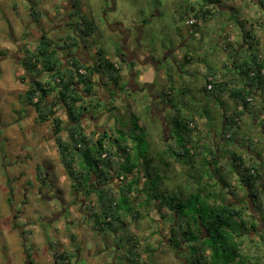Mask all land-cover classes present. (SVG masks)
Instances as JSON below:
<instances>
[{
    "label": "trees",
    "instance_id": "trees-1",
    "mask_svg": "<svg viewBox=\"0 0 264 264\" xmlns=\"http://www.w3.org/2000/svg\"><path fill=\"white\" fill-rule=\"evenodd\" d=\"M201 1L198 10L190 1L179 6L184 11H193L192 15L203 23H209L218 14L226 13L217 8L220 0ZM78 2L72 0L69 17L73 16L76 8L80 10ZM29 3V15L32 20L40 22L42 14L31 0ZM215 3V11L207 8ZM258 3L264 12V0ZM232 12H228V15L236 13L234 8ZM78 20L63 35L54 38L43 30L32 43L22 46L20 64L24 72L19 80L26 85L23 100L34 109L36 121L51 123L59 157L71 179L72 194L80 197L82 220L88 223L93 232L119 234V244L126 242L131 245L121 252L126 264H153L156 252L149 246L141 248L143 242L149 245L154 236L152 233L145 235L142 224L145 220L154 223L152 204L160 212L165 210L161 215L166 216L162 224L158 221L154 232L159 235L165 229L163 224L169 222L170 234H167V239L172 241L175 248L185 249L189 257L184 258L189 262L191 260L192 264H264V240L258 241L249 236L257 234L259 226L249 211L251 208H264V159L254 148L255 139L241 135L244 114L251 110L252 114L256 112L249 99L261 96L264 100V53L258 47L261 43L256 34L247 35L245 31L244 47L226 32L221 36L218 46L227 53L222 62L225 70L219 71L212 62L204 61V58L208 60L211 56L213 61L215 45H212L208 55L200 58L207 63L201 94L213 99L214 114L218 111L223 116L221 143H218L217 134L216 140L210 139L211 133L207 128L211 115L203 114L201 110L181 113V108L177 109L168 131H165L164 138H167V134L170 136L173 129L177 138L174 143L164 139L170 145L164 151L163 160L169 156L176 160L186 158L185 161L194 163L197 156H203L200 169L194 170L197 174H189V185L193 188L182 199L181 193H169L166 188L160 190L165 174L153 178L151 173L147 175L141 171L140 134L133 137L144 128L139 115L133 114L135 117L129 122V131L128 125L117 119L111 123L106 121L99 129L94 126L87 129L84 121L88 111L97 113L105 110L107 120L112 116L115 108L112 101L115 93L118 94L117 89L123 86L124 66L119 60L109 57L104 46L97 45L93 37L98 27L94 21L84 14ZM199 24L191 22L192 30ZM192 32L190 37L196 33ZM199 34L198 37L202 38L205 33ZM92 45H96V60L92 64L73 53L80 46L89 49ZM116 50L119 51V46ZM183 56L185 63H188L194 54L187 50ZM165 77L172 80L173 73L168 70ZM98 80L103 81L105 86L112 84L110 93L114 95L111 100L104 102L94 98ZM172 83L163 89V93L174 107L177 100L170 97L175 94ZM228 98L232 101L230 105L226 101ZM123 104L126 105L127 100ZM142 110L143 115L150 114H145L149 111L148 106ZM61 111L65 120L59 116ZM202 114L205 119H202ZM253 116L250 127L258 122V118L254 119ZM170 137L173 138L172 135ZM202 138H208L210 146L202 143ZM204 146L211 149L210 154L204 153ZM243 151L249 154V159ZM250 154H257L258 159ZM199 171L206 174L208 179L205 182ZM36 174L42 180L48 176L43 167H37ZM235 174L241 181L240 193L233 180ZM192 180L196 183L193 184ZM217 186L220 188L215 192ZM131 226L135 229L132 230ZM27 234L25 230L23 235L26 239ZM69 236L74 239L76 235L69 231ZM125 237L127 240H124ZM183 241L186 242L182 244ZM50 246H55L54 242H50ZM78 249L76 246L72 250L54 249L55 263L68 264L78 255Z\"/></svg>",
    "mask_w": 264,
    "mask_h": 264
},
{
    "label": "rangeland",
    "instance_id": "rangeland-1",
    "mask_svg": "<svg viewBox=\"0 0 264 264\" xmlns=\"http://www.w3.org/2000/svg\"><path fill=\"white\" fill-rule=\"evenodd\" d=\"M78 1H80L78 2L80 10L77 11L76 8L73 16L64 20L61 15L66 12L67 0H31L32 4L42 14L41 21L38 22L32 20L29 15L27 8L30 4L29 0H0V255L5 257L3 252L1 253L3 250L1 244L8 243L10 245L8 254L14 252L15 264H28L27 260L32 261V264H54V249L72 250L75 246L81 250V258L78 262L72 261L70 264H124L122 253L117 254L116 250L110 247L119 242L117 237L119 234L115 236L112 233L93 232L89 229L88 223L82 220L80 197L79 200H76L75 195L72 194L71 179L68 177L59 157L51 123L36 121L34 109L23 100L26 85L19 80V76L24 72L20 64L22 46L32 43L43 30L54 38L63 35L71 26L70 24L78 23L82 13L89 18L91 16L90 19L94 18L98 32L93 38L96 39L97 45L104 46L106 50H109L108 53L111 58H114L112 51L117 46L120 47V42L116 41L117 33L120 34L124 29H127L131 33V36L127 38L129 41L135 34V27L142 26L139 40H133L132 37L130 46L134 47L135 44H138L140 51L134 54L135 59H137L134 64L135 69L139 73H143L144 69L149 71L147 79L140 82L142 90L133 94L134 100L128 99L126 105L123 104L124 100L120 101L117 97L115 98L112 102L115 108H113L112 116L107 122L111 123L116 119L122 121L128 125L126 127L129 131V122L135 117L133 114L139 115L144 128H141L139 133L134 134L133 137L140 134L141 171L147 175L151 173L153 178L165 174V179L160 183V190L166 188L169 193H181V198L185 199L193 188L189 185L191 184L189 182L191 177L189 176L197 174L194 170L200 169L203 156H197L193 160L194 163L185 161L186 158L176 160L169 156L163 160L164 151L170 145L168 141H171L170 143L176 142L177 133L173 129L171 133L173 140L171 135L167 134L165 140L168 141H164L162 123L156 117L152 120L151 114L143 115L142 109L147 107L146 103L151 108L160 109L166 101L168 105L165 107L164 115L169 124L172 123L179 108H181V113L185 111L195 113L200 110L203 114L209 113L211 121L207 131L211 133L210 139L214 141L218 136V143H221L222 113L220 115V112L217 111L214 114L215 101L206 98L200 90L204 84L203 73L207 68L206 62H212V65L219 71L225 70L222 68V62L226 59L227 53L218 46L221 36L226 32L230 38L232 37V40H236L237 34L234 33H241L240 31L249 27L245 20L255 18L257 21L259 15V11L256 9L254 12L246 10L247 8L243 4L244 0H220L217 8L220 12L226 13L218 14L214 19H210L209 23L197 20L192 15L193 11H184L185 9L179 6L180 4L186 5L190 1L198 10L202 3L201 0H113L112 9H107L106 0ZM216 4H210L207 8L215 11L216 8L213 6ZM232 6L239 13L228 15V12L233 13ZM101 13L105 16L104 21L108 29L100 20ZM67 22L69 23L68 26ZM191 22H200L201 24L192 30ZM192 31L196 33L190 37ZM199 33L205 34L200 38L198 37ZM259 41L261 44L258 47L264 53V39H259ZM105 44L110 46H105ZM212 45H215V60L212 61L210 58L213 56H211L208 60L204 58L206 62H202L200 58L208 55ZM95 48L96 45H92L89 55H94ZM187 50H191L194 57L190 62L185 63L183 54ZM125 53L128 55V51ZM144 59H154L161 63L157 67H150L140 62ZM164 59L168 60L165 61ZM168 65L169 69L166 67ZM128 70L130 71L129 67L126 73ZM168 70L173 73L172 80H166L165 76L168 74ZM180 71L182 72L180 73ZM126 76L125 74V79ZM146 82L152 84L153 89L151 91L144 88ZM125 83L126 80H123L122 85ZM171 83L175 88V94L170 95V97L174 101L177 100L174 107L171 106L173 103L165 99L166 95L163 93V89ZM97 88L99 93H105L100 86ZM151 95L158 96L156 102ZM226 101L229 105L232 103L229 98ZM252 103L256 107V112L252 114L253 111L251 110L244 114L241 135L255 139L254 148L260 152L264 159V100L258 96L253 99ZM147 113L149 111H146L145 114ZM203 114L201 117L205 119ZM59 116L64 120L66 119L62 111ZM252 116L254 119L258 118V122L255 126L251 125L250 127ZM84 123L89 130L94 126L91 120H85ZM102 124L99 122L98 125ZM202 140V143L210 146L208 138H202ZM203 148L205 154H210L211 149L208 146ZM243 153L249 159V154H246L245 151ZM251 156L258 159L257 154ZM37 167H43L47 170V178L42 180L37 177ZM203 170L205 172V169ZM199 173L203 174V181L205 182L208 179L206 174L202 171ZM233 180L237 183V192H242L241 181L237 174L233 176ZM192 183L194 184L196 181L192 180ZM39 185H42L41 194H43V198L36 190ZM31 186H35V188L31 189ZM219 188L217 186L214 191L218 192ZM238 196L240 195L238 194ZM60 199L62 203L65 202L63 204L65 210L62 213ZM151 210L155 221L153 224L147 220L142 222L144 233L145 235L154 234L153 238H156L158 243L161 242L162 249H164L165 243L160 240L167 239L169 222L163 224L165 229L157 235L154 230L156 225L165 221L166 216L164 218L161 215V212H165V210L162 209L160 212L153 204ZM259 213L264 219V208ZM14 214L16 218L13 217ZM13 222L26 228L29 240L26 248L21 242L20 233L12 227ZM131 229L134 230L135 228L131 226ZM69 231L75 233L74 239L69 236ZM253 239L258 240V237L254 236ZM124 240H127V237ZM50 242H54L55 246L51 247ZM103 243L110 246L103 245ZM155 255L159 261L158 264H182L176 260L173 254H168L164 250L160 249ZM180 255L189 257L186 253ZM36 257H38L37 260ZM6 260H8L6 257L4 261L1 258L0 264H8ZM190 264H192L191 260Z\"/></svg>",
    "mask_w": 264,
    "mask_h": 264
},
{
    "label": "flooded vegetation",
    "instance_id": "flooded-vegetation-1",
    "mask_svg": "<svg viewBox=\"0 0 264 264\" xmlns=\"http://www.w3.org/2000/svg\"><path fill=\"white\" fill-rule=\"evenodd\" d=\"M68 1V6H67V8L65 9L66 10V12H64L61 16H62V18H64V20L66 19V18H70L69 16H68V12L72 9V0H67ZM105 3H106V5H107V9H112L113 8V0H106L105 1ZM109 4V5H108ZM82 14V13H81ZM85 15V14H84ZM60 16V15H59ZM60 16V17H61ZM89 17V16H88ZM90 18H91V16H90ZM91 20H93L94 21V23H95V20H94V18L93 19H91ZM100 20H101V22H103V24L105 25L106 23H105V16H103L102 15V13H101V15H100ZM66 24V23H65ZM69 25V23L67 22V26ZM71 25V27H72V25L73 24H70ZM97 25V24H96ZM106 26V25H105ZM106 28H107V26H106ZM108 29V28H107ZM117 29V28H116ZM116 29H115V31H116ZM110 31H111V29H110ZM115 31H114V33H115ZM141 31H142V26H137V27H135V34L132 36L133 37V40H135L136 39V41H138L139 40V38H140V34H141ZM111 33V32H110ZM113 33V32H112ZM131 36V33H130V31H128L127 29H124L123 30V32H120V34L119 33H117V39H116V41L118 40L119 42H120V47H119V51H117L116 50V48H115V50L114 51H110L112 54H114V58H116L117 60H119L122 64H123V69H124V71H123V75H127L126 76V79L124 78L123 80H126V83L125 84H123V86H121V88L119 87V89H117V90H119L118 91V94H117V92L115 93V97H114V99H113V101L115 100V98L117 97L118 98V100H120V101H129L128 99H133L134 100V98H133V94H135L136 92H139V91H141L142 90V87H141V83H140V81L138 80V78L140 77V74H139V72H137V70L135 69V63H136V61L135 60H137V59H135V55L134 54H137V52L138 51H140V48H139V46H138V44H135L134 45V47L133 46H130V44H131V40H132V37L130 38V40L129 41H127V38L128 37H130ZM105 42V41H104ZM105 43H107V42H105ZM110 46V45H108V44H105V46ZM131 47V48H130ZM91 48V47H90ZM90 48L88 49V48H86L85 46H80L79 48H77V49H75V51L73 52L74 53V55L76 56V57H78V58H80V59H82V60H84V62H90L91 64L96 60V53H94V55L93 54H90L89 55V52H90ZM107 51H109V50H107ZM125 51H128V55L125 53ZM109 54V53H108ZM111 55L109 54V57H110ZM138 58H139V56H137ZM113 58V59H114ZM165 60V59H164ZM168 59H166L165 61H167ZM140 62H142V63H145V64H147V65H149L150 67L152 66V67H157L161 62H157L156 60H154V59H144V60H142V61H140ZM129 67V69H130V71L128 70L127 71V73H126V70L128 69V67ZM166 67H169V65L168 66H166ZM129 75V76H128ZM167 75V74H166ZM123 82V81H122ZM98 86H100L101 88H103L104 89V91H105V93H99L98 92ZM112 84H110L109 86H105L104 84H103V81H100V80H98L97 82H96V89H95V91H96V94L94 95V98H96V99H102L104 102H106V101H109V100H111V96L112 95H114V94H111L110 92H112ZM144 88H146V89H148V90H150L151 91V89H153V86H152V84L150 83V82H146L145 84H144ZM151 96H153V100L155 99V102H156V100L158 99V96L157 95H151ZM105 97V98H104ZM120 98V99H119ZM136 98V97H135ZM139 99H142V98H139ZM163 100V99H162ZM112 101V102H113ZM162 102V101H161ZM146 105L148 106V108H149V113L151 114V118L152 119H154L155 117L156 118H158L159 119V121L162 123V125H163V133H162V135H164V137H166L165 136V134H166V132L165 131H168V129H169V123L167 122V119H166V116L164 115V112H165V107H166V105H168L167 103H166V101H164V103H163V105L160 107V109L159 108H155V107H152L151 108V106L149 105V104H147L146 103ZM107 112L105 111V110H99V112H97V113H94V112H92V111H88V114H87V118L85 119V120H91L92 121V123H93V125H94V127H97L98 129H99V127L100 126H102V125H104V123L107 121V117H108V113L106 114ZM111 118V117H110ZM115 121V120H114ZM99 122H102L103 124L102 125H98L99 124ZM164 139H166V138H164ZM36 173H37V171H36ZM42 183V182H41ZM32 188H35V186H31V189ZM27 190H29V188H27ZM36 190H37V192L38 193H40L41 194V192H42V185H39V186H37V188H36ZM42 195L43 194H41L40 196L42 197ZM25 196V195H24ZM43 198V197H42ZM74 198L76 199V200H79V198H77V196L75 197L74 196ZM58 199H59V197H58ZM61 200V199H60ZM74 201V200H73ZM61 202V213L65 210V207L63 206V204L65 203V202H63L62 203V200L60 201ZM75 202V201H74ZM252 209H253V211H252ZM261 210H255L254 208H251V210L249 211V212H251L252 213V215H253V217H254V220L257 222V224L259 225L258 226V230H257V234H249V236L250 237H258V239L259 240H264V219H262V216L260 215V212ZM59 217H60V215H58ZM14 218H16V215L14 214V216H13ZM14 220V219H13ZM12 227H14L16 230H18V232L20 233V235H21V242H23L24 243V246H25V248H26V246L28 245V237H27V239L24 237V235H23V232L26 230V228H24V227H22V226H19V225H17L16 223H14L13 222V224H12ZM169 228L170 227H168V232H167V234L169 235L170 233V230H169ZM157 241V242H156ZM186 241H183L182 242V244L183 243H185ZM126 243V242H125ZM162 243H165V248L164 249H162V245H161V243L159 242L158 243V240L156 239V238H152L151 240H150V242L148 243L149 245H147V244H145L144 242L141 244V248H146L147 246H149L150 248H152V250L153 251H155L156 253L161 249V250H164V252H166V253H170V254H173V256L176 258V260H178V261H180V262H182V264H190V262L188 261V259L187 260H185V258H184V256H181L180 254L181 253H185V249H181V248H175L174 247V245H173V243H172V241L170 240V239H165L164 238V240L162 241ZM2 245V251H1V253L3 252V254H4V256L8 259V260H6V262H8V264L10 263V264H15V261L13 260V257H15V254H14V252L12 251V253H10V255L8 254L10 251H9V244L8 243H3V244H1ZM103 245H109V244H107V243H103ZM110 246V245H109ZM109 246L107 247V249L109 248ZM130 246L131 245H129V244H119V242L118 243H116V244H114L113 246H110L113 250L115 249L116 250V253L118 254V253H123L124 251H126V250H128L129 248H130ZM146 246V247H145ZM148 247V248H149ZM79 248V247H78ZM120 251V252H119ZM34 254H35V252H34ZM81 256V250H79L78 249V255L76 256V257H74L71 261H69L68 262V264H70L72 261H74V262H78L79 260H80V257ZM5 257H3V256H1L0 255V260H1V258H3V261H4V259H5ZM12 259V260H11ZM38 259V257H36V260ZM142 259V258H141ZM140 259V260H141ZM11 260V261H10ZM53 261H54V264H56L55 263V259H54V255H53ZM1 262V261H0ZM27 262H28V264H32V261H29V260H27ZM122 262H124V264H126L125 262V258L123 257L122 258ZM158 260L156 259V255L154 256V260H153V264H158ZM3 263H5V262H3ZM25 263H26V261H25ZM109 263H110V261H109Z\"/></svg>",
    "mask_w": 264,
    "mask_h": 264
},
{
    "label": "crops",
    "instance_id": "crops-1",
    "mask_svg": "<svg viewBox=\"0 0 264 264\" xmlns=\"http://www.w3.org/2000/svg\"><path fill=\"white\" fill-rule=\"evenodd\" d=\"M259 0H244L243 4L244 6L247 8L246 10H248L249 12L251 11H255L258 10V19L257 21H255L256 19L254 18H247L248 20H245V23L247 21L248 23V28L246 27L245 29H243L242 31H240L241 33H234L237 34L236 40L240 41L241 46L245 45V31H247V35L252 34L255 35L256 34V38L259 39H264V12L260 6V4L258 3ZM234 8V12L239 13V11L237 9H235L234 6H232ZM232 8V11H233ZM245 19V18H244ZM252 19V21H251ZM244 47V46H243ZM193 58V56L191 57ZM147 65V64H144ZM148 66V65H147ZM149 69V68H148ZM149 71H147L146 69H144V72L139 73L140 77L138 78V80L144 81L147 79V75H148Z\"/></svg>",
    "mask_w": 264,
    "mask_h": 264
},
{
    "label": "built area",
    "instance_id": "built-area-1",
    "mask_svg": "<svg viewBox=\"0 0 264 264\" xmlns=\"http://www.w3.org/2000/svg\"><path fill=\"white\" fill-rule=\"evenodd\" d=\"M249 100L252 102L253 101V98H250Z\"/></svg>",
    "mask_w": 264,
    "mask_h": 264
},
{
    "label": "bare ground",
    "instance_id": "bare-ground-1",
    "mask_svg": "<svg viewBox=\"0 0 264 264\" xmlns=\"http://www.w3.org/2000/svg\"><path fill=\"white\" fill-rule=\"evenodd\" d=\"M231 38H232V37H231ZM228 43H229V42H228ZM191 50H192V49H191ZM191 50H190V51H191ZM237 53H238V52H237Z\"/></svg>",
    "mask_w": 264,
    "mask_h": 264
}]
</instances>
